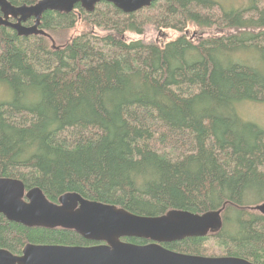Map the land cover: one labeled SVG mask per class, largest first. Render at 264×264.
<instances>
[{"label": "trees", "instance_id": "1", "mask_svg": "<svg viewBox=\"0 0 264 264\" xmlns=\"http://www.w3.org/2000/svg\"><path fill=\"white\" fill-rule=\"evenodd\" d=\"M243 1L159 0L131 14L79 5L81 19L48 11L45 34L30 37L0 26V86L11 97L0 101V177L53 203L77 193L146 217L221 210V230L163 246L264 264V215L253 209L264 203V128L238 113L264 104V0ZM148 27L179 35L127 40ZM211 238L218 253L205 247ZM28 244L98 243L0 214V249L21 255Z\"/></svg>", "mask_w": 264, "mask_h": 264}, {"label": "water", "instance_id": "2", "mask_svg": "<svg viewBox=\"0 0 264 264\" xmlns=\"http://www.w3.org/2000/svg\"><path fill=\"white\" fill-rule=\"evenodd\" d=\"M102 1L131 14L159 0H40L22 7L0 0V26L22 37L44 35L40 28L44 13H70L78 4L92 12ZM10 17L17 21L10 22ZM30 19L35 23L26 27L24 23ZM253 209L264 215V203ZM0 214L10 222L29 228L71 229L84 239L98 243L91 247L28 244L21 255L0 249V264H257L239 257L188 255L163 246L186 238H203L221 230V210L197 214L176 209L162 216L146 217L90 201L77 193L65 194L58 203H53L39 188L27 191L22 181L0 177ZM130 238L150 243L138 245L123 241Z\"/></svg>", "mask_w": 264, "mask_h": 264}, {"label": "rangeland", "instance_id": "3", "mask_svg": "<svg viewBox=\"0 0 264 264\" xmlns=\"http://www.w3.org/2000/svg\"><path fill=\"white\" fill-rule=\"evenodd\" d=\"M227 8H239L245 5L243 0H219ZM190 34L194 40H199V29L189 28ZM81 32V27H78L75 34ZM74 35V34H73ZM178 33L173 30L156 32L152 27H148L142 36H137L136 34L129 33L126 35L127 40H144L146 42L157 41L164 45L178 37ZM10 92L4 86H0V101H8L10 99ZM238 113L240 117L248 122H253L264 128V104L263 103H243L238 107ZM206 248L212 250L211 253H218L216 247V241L214 238L209 239L206 244Z\"/></svg>", "mask_w": 264, "mask_h": 264}, {"label": "flooded vegetation", "instance_id": "4", "mask_svg": "<svg viewBox=\"0 0 264 264\" xmlns=\"http://www.w3.org/2000/svg\"><path fill=\"white\" fill-rule=\"evenodd\" d=\"M102 2H105V1H102ZM102 2H100L99 4H101ZM107 3H108V2H107ZM79 5H80V4L76 5V6L74 7V10H73V11L76 12V13L78 14L79 19H81V18H82V17H81V14H80L79 10L76 9L77 6H79ZM97 5H98V4H97ZM97 5H96V7H97ZM80 6H81V5H80ZM96 7H95V8H96ZM82 9H83V8H82ZM94 10H95V9H94ZM94 10H93V11H94ZM85 11H86V10L83 11V13H85V14H86V12H87V13H92V12H93V11H92V12H88V11L85 12ZM9 21L12 22V23H15L17 20L14 19V18H11V17H10ZM34 23H35V22H34V19H30V20H27V21L24 23V25H25L26 27H31V26L34 25Z\"/></svg>", "mask_w": 264, "mask_h": 264}, {"label": "bare ground", "instance_id": "5", "mask_svg": "<svg viewBox=\"0 0 264 264\" xmlns=\"http://www.w3.org/2000/svg\"><path fill=\"white\" fill-rule=\"evenodd\" d=\"M221 5V4H220ZM223 7V6H222Z\"/></svg>", "mask_w": 264, "mask_h": 264}]
</instances>
